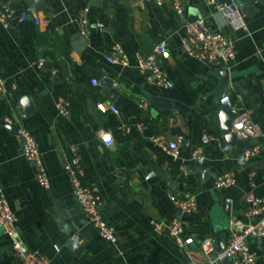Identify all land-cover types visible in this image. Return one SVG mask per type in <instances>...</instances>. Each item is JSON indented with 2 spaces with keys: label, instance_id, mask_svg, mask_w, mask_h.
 Here are the masks:
<instances>
[{
  "label": "crops",
  "instance_id": "crops-1",
  "mask_svg": "<svg viewBox=\"0 0 264 264\" xmlns=\"http://www.w3.org/2000/svg\"><path fill=\"white\" fill-rule=\"evenodd\" d=\"M181 1L183 19L169 0H101L100 6L95 0H3L12 16L7 27L0 24V77L9 88L0 96V190L16 215V239L48 264H207L216 254H203L204 237H217L220 251L219 236L227 234V245L235 220L253 221L244 199L251 190L264 198V2L243 11L249 0H233L245 22L233 33L209 0ZM84 6L90 8L85 35L78 23ZM20 11L26 13L23 22ZM196 18L235 38L232 61L204 64L184 53L183 26ZM160 41L170 51L161 62L173 82L170 90L148 85L135 66V54L150 53ZM115 42L129 58L126 67L106 59ZM223 70L228 82L221 95L229 96L237 116L248 113L260 128L261 136L243 134L245 143L228 144L216 120ZM58 98L69 103L68 115L57 113ZM157 98L178 106L163 110ZM16 126L34 136L48 188L38 185L23 157ZM102 132L111 134L112 146L101 141ZM178 136L183 140L176 161L152 142ZM253 145L260 146L259 154L243 161V150ZM72 149L83 183L102 199V216L113 226L116 243L99 236L74 198L64 168ZM193 152L206 157L202 165L190 161ZM182 161L190 174L180 171ZM223 173L233 174L235 183L216 188L215 178ZM169 194L194 196L196 209L180 213ZM174 218L182 222L184 238H192L182 248L166 228L159 234L151 225L166 226ZM71 235L81 243L71 242ZM11 245L0 226V264H19ZM249 248L255 264H264V237L251 239Z\"/></svg>",
  "mask_w": 264,
  "mask_h": 264
},
{
  "label": "built area",
  "instance_id": "built-area-1",
  "mask_svg": "<svg viewBox=\"0 0 264 264\" xmlns=\"http://www.w3.org/2000/svg\"><path fill=\"white\" fill-rule=\"evenodd\" d=\"M160 1V0H156ZM214 6L216 13L221 18L224 25L228 26L233 33L245 28L243 14L235 7V5L219 4L215 0H209ZM170 8L181 19L184 17V7L181 0H169ZM89 6H84L81 10V16L78 20L80 33L85 35L88 31V12ZM12 11L0 0V24L7 27L9 19H11ZM26 19L25 12H19V21ZM99 30L104 25L102 22L96 24ZM184 35L181 38V48L184 53L194 60L204 64L228 63L235 57V38L233 36L224 35L219 29H211L204 18H196L184 24ZM170 57V51L166 42L160 41L155 45L153 50L147 54H135V66L137 71L143 76L144 81L159 90H170L173 82L168 73L162 66V61ZM106 59L109 63L126 67L129 65V58L123 47L119 43H112L108 49ZM44 63L43 59L37 62V68H41ZM92 84L96 86V80H92ZM116 87V84H113ZM8 86L4 79L0 77V96L8 92ZM219 103L230 106V98L227 94H222ZM57 113L62 116L69 114V103L58 98L55 102ZM112 113L117 114L118 110L114 106L109 107ZM10 123L9 119L4 120ZM16 135L21 142V150L23 157L28 160L35 171V180L43 188H48L49 180L44 166L42 153L38 148L34 136L24 127L16 126ZM127 130V128H126ZM231 131H240L241 133L257 137L261 136L259 126L253 122L248 113H243L234 118ZM105 136L110 139L105 140ZM101 141L105 146L110 147L113 144L112 136L109 132L100 134ZM183 138H177L165 142L158 137L152 138V142L159 146L172 160L180 159V145ZM260 152L259 145H253L245 148L241 154L243 161H248ZM206 157L202 153L193 152L190 155V161L198 165L205 162ZM69 175L73 188V194L76 202L85 214L87 221L96 229L101 238L109 243H116V235L113 226L109 225L102 216L103 202L99 194L94 188L83 183V170L80 160L74 149L71 150V156L64 166ZM180 171L184 175L190 174L185 162L182 161L179 166ZM235 183L233 174L223 173L215 178V187L226 189ZM253 188V184H250ZM171 201L180 213H189L196 209L195 197L192 195L169 194ZM245 203L248 205L246 215L253 218V221L242 223L235 220L232 223L231 235L228 244L223 250L218 251V240L215 236L204 237L200 241V248L205 256L215 253L216 256L210 259L207 264H217L224 258L230 259L234 264H255V255L249 248L251 239L264 237V198L256 196L252 190L245 195ZM16 215L11 210L4 194L0 190V226L3 233L12 240V251L15 259L19 264H48L47 260L37 250H29L25 248L17 239ZM153 230L161 234L166 228L169 237L180 248L189 245L192 238H184V227L178 218H174L168 225L151 221ZM70 241L80 244L81 240L75 236H70ZM54 250L59 248L54 246Z\"/></svg>",
  "mask_w": 264,
  "mask_h": 264
},
{
  "label": "water",
  "instance_id": "water-1",
  "mask_svg": "<svg viewBox=\"0 0 264 264\" xmlns=\"http://www.w3.org/2000/svg\"><path fill=\"white\" fill-rule=\"evenodd\" d=\"M95 1L97 2L95 6L101 5V0H95ZM232 1L233 0H217V3L231 5L233 3ZM262 2H264V0H249L247 4L248 6H245L241 9L243 11L245 10L249 11L250 9H252L253 6L257 5L258 3H262ZM220 74H221V83L219 85L218 95H221V90L225 88L228 82L227 71L223 70L222 72H220ZM105 84L108 85V83H105ZM156 103H157V106L162 108L163 110H171L172 108H175L178 106V104L174 102H170L169 100H165L163 98H157ZM236 116H237V112L227 105H221L217 113V116H216V120L220 126L221 134L223 135V138L228 144H233L236 140L239 142H244L243 133H241L240 131L233 133L231 131L232 120ZM219 238L221 240V248L224 249L226 246L227 234L224 232L220 234ZM222 264H233V263L230 259L224 258L222 259Z\"/></svg>",
  "mask_w": 264,
  "mask_h": 264
},
{
  "label": "snow or ice",
  "instance_id": "snow-or-ice-1",
  "mask_svg": "<svg viewBox=\"0 0 264 264\" xmlns=\"http://www.w3.org/2000/svg\"><path fill=\"white\" fill-rule=\"evenodd\" d=\"M108 139H110L108 136H105V140H108Z\"/></svg>",
  "mask_w": 264,
  "mask_h": 264
}]
</instances>
